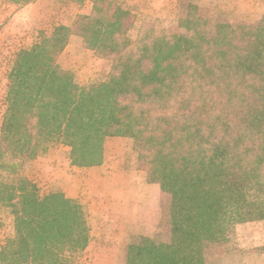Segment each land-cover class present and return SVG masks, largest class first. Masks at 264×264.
Returning a JSON list of instances; mask_svg holds the SVG:
<instances>
[{"label": "trees", "instance_id": "obj_1", "mask_svg": "<svg viewBox=\"0 0 264 264\" xmlns=\"http://www.w3.org/2000/svg\"><path fill=\"white\" fill-rule=\"evenodd\" d=\"M89 1L90 13L70 29L59 26L18 54L0 146L33 158L40 142L63 144L73 164L92 166L105 137L131 138L150 166L148 180L171 196L172 239L132 245L126 264H204L205 242L225 240L232 224L264 222V16L253 25L219 24L209 37L190 7L177 34L142 27L131 43L132 14L117 0ZM71 34L110 61L107 81L80 86L59 67ZM24 184L0 186L15 225L0 264H65L88 243L81 207Z\"/></svg>", "mask_w": 264, "mask_h": 264}, {"label": "rangeland", "instance_id": "obj_2", "mask_svg": "<svg viewBox=\"0 0 264 264\" xmlns=\"http://www.w3.org/2000/svg\"><path fill=\"white\" fill-rule=\"evenodd\" d=\"M117 3L122 10L134 17V22L126 34L127 40L131 43L137 40L142 27L149 28L157 36L177 34L179 23L187 17L190 7L195 9V13L200 18L207 21L206 29L209 37L215 35L216 27L219 24L253 25L264 16V0H117ZM91 8L92 3L89 0H45L37 12L32 14L31 11H28L30 17L26 23H22L20 20L17 24L14 22V25L10 27L12 33L0 36V128L8 107L9 73L18 54L42 44L43 40L49 38L59 26L70 29L76 17L88 15ZM56 63L62 70L71 75L74 83L80 86L107 81L111 64L110 61L98 57L81 37L74 34L68 35L64 48L57 56ZM70 150L71 148L67 145L40 142L35 152L36 155L33 158H24L21 157L18 150L11 152L4 146H0V186L17 187L20 181H23L27 188L35 187L40 197L47 196L52 192L63 194L61 191L63 187L67 186L63 178L71 173L68 164L77 169H87L91 172L98 167V170H101L100 167L103 166L102 170L104 171L101 170L86 176L89 182L85 184L86 190L88 195L92 197L94 192L97 195H104L110 191L112 186L105 179L108 175L106 172L118 170L119 173L123 174L124 170L132 168L145 175L147 181L154 184L157 194L161 196L159 199L160 223L158 226L161 232L155 238L142 236L131 246L137 245L145 239L163 244L171 242V196L164 193L157 183L148 180L150 166L148 163L138 160L135 145L131 138L105 137L102 142L101 162L92 166L73 164ZM54 169L60 170L55 174L61 176L58 185L53 183ZM259 177L260 183L264 185V165L259 171ZM115 182L120 184L122 180L116 179ZM59 183L62 187L59 186ZM98 190L100 191L98 192ZM9 191L6 190L7 194ZM72 201L76 202L75 200ZM12 209L14 208L10 204H0V248L6 241L12 240L15 236ZM85 220L89 232L87 219L85 218ZM250 232L259 233L264 237V222L249 221L228 226L225 240L216 243H204L202 248L204 264H211L209 258L219 254L222 255V261H218L216 264H256L253 256L257 254L261 255L257 256L258 258H264V246L254 250L253 256L244 254L242 249L236 247L240 236L244 237ZM112 237L109 235L107 238ZM113 244L118 246L117 243L108 241L93 243V248L87 254L88 256L83 254V249L73 254L71 258H68L67 254V261L63 262L65 264H115L117 261V264H120V260H114L110 256L112 250L110 251L109 248ZM99 247L102 248L101 251L96 250ZM229 254L230 256H228Z\"/></svg>", "mask_w": 264, "mask_h": 264}, {"label": "crops", "instance_id": "obj_3", "mask_svg": "<svg viewBox=\"0 0 264 264\" xmlns=\"http://www.w3.org/2000/svg\"><path fill=\"white\" fill-rule=\"evenodd\" d=\"M44 1L34 0L29 3H21L13 0H0V36L12 33L10 27L17 24L19 20L26 23L30 17L28 11H31L32 14L37 12ZM68 166L71 168L69 170L71 173L63 178L67 186L60 191L66 198L75 200L82 207L84 216L86 214L85 218L90 230L88 232V245L83 252L85 256H88L87 254L92 250L93 243L108 241L118 245L116 247L113 244L109 248L110 251L112 250L111 255L109 254L112 259L120 260V264H126V254L132 243L142 236L155 238L161 232L160 227H158L160 223L159 199L161 196L157 194L154 184L149 183L146 176L140 171L129 168V170H124L123 174L119 173L118 170L106 172L108 175L105 179L112 186H110L111 188L108 187L110 191L104 195H97L94 192V195L92 194L90 197L85 186L89 183L86 176L95 174L104 167L101 166V170H98V167L91 172L87 169H77L70 164ZM57 171L60 170L56 169L53 172V183L58 185L61 176L55 175ZM116 179L122 180V182L117 184ZM109 235L113 237L108 239ZM238 241L236 247L242 249L244 254H249L248 256H253L254 250L264 246V237L259 233L250 232L244 237L240 236ZM97 249L102 250L101 247ZM254 255L253 260L256 264H264V258L257 257L261 255ZM209 260L211 264H216L218 261H222V255H213Z\"/></svg>", "mask_w": 264, "mask_h": 264}]
</instances>
